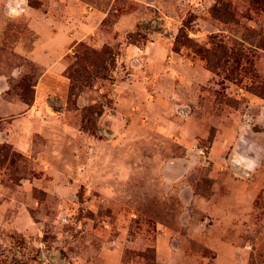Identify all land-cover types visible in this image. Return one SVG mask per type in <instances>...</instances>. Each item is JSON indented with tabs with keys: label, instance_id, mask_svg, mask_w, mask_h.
Wrapping results in <instances>:
<instances>
[{
	"label": "rangeland",
	"instance_id": "rangeland-1",
	"mask_svg": "<svg viewBox=\"0 0 264 264\" xmlns=\"http://www.w3.org/2000/svg\"><path fill=\"white\" fill-rule=\"evenodd\" d=\"M0 264H264V0H0Z\"/></svg>",
	"mask_w": 264,
	"mask_h": 264
},
{
	"label": "trees",
	"instance_id": "trees-1",
	"mask_svg": "<svg viewBox=\"0 0 264 264\" xmlns=\"http://www.w3.org/2000/svg\"><path fill=\"white\" fill-rule=\"evenodd\" d=\"M188 42H190V39L183 35L182 33H179L176 38H175V48L178 46V45H185L187 44ZM76 46V53H77V56L78 57H75L76 61L71 64L70 66H68L67 68V73H68V78L69 80L71 81V86H73V81L75 80V75H76V67L77 66H80V64L82 63L83 66V70L85 68H87L88 66H92L93 65V62L95 60V58L98 56V53L95 52L94 50H91L89 48H82L80 50H78L81 46H82V43H79V42H75L74 43ZM197 54H199L203 59H206V56H205V53L209 52V49H206V48H201L199 47L196 51H195ZM230 56L232 57L234 54V52L232 51L231 49V52H229ZM230 56H227L228 58ZM221 59L219 58L218 59V62L220 61ZM223 62V60H222Z\"/></svg>",
	"mask_w": 264,
	"mask_h": 264
}]
</instances>
